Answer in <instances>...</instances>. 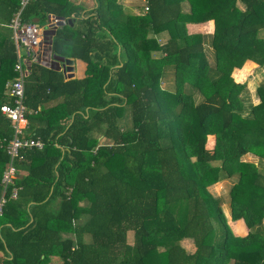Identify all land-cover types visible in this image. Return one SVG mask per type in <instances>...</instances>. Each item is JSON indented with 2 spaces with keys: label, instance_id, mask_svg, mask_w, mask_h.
<instances>
[{
  "label": "trees",
  "instance_id": "trees-1",
  "mask_svg": "<svg viewBox=\"0 0 264 264\" xmlns=\"http://www.w3.org/2000/svg\"><path fill=\"white\" fill-rule=\"evenodd\" d=\"M144 1L141 15L117 0H96L84 13L70 0L24 8L23 22L65 18L52 53L86 68L82 78H67L28 66L24 136L44 146L14 160L0 264H52L53 256L60 264H264V80L254 103L231 77L246 60L264 65V0H186L187 12L184 0ZM17 8L18 0H0V105L12 102L4 93L16 77L7 24ZM208 20L209 41L187 33L186 23ZM169 71L173 91L162 86ZM12 132L0 112V180ZM250 153L257 163L242 159ZM224 179L232 181L231 220H244L245 236L233 233L222 199L209 190ZM240 223H232L236 232Z\"/></svg>",
  "mask_w": 264,
  "mask_h": 264
},
{
  "label": "built area",
  "instance_id": "built-area-1",
  "mask_svg": "<svg viewBox=\"0 0 264 264\" xmlns=\"http://www.w3.org/2000/svg\"><path fill=\"white\" fill-rule=\"evenodd\" d=\"M32 0H18V8L14 12L7 26L12 30V39L15 44L16 62L14 71L16 77L6 84L5 94L11 97V103H2L0 112L7 117L11 123L13 132L11 138L6 143V151L10 156V161L5 166L0 184L2 191L0 195V216L3 213V206L6 203V191L10 185L14 184L17 169L14 160L20 157V151L30 148L41 149L44 142L40 138L26 137L24 132L27 126L25 96V77L28 72V63L42 62L48 45L46 41V29L58 28L57 23L60 17L49 14L48 22L42 27L35 21L23 22L21 14L24 8ZM24 51V52H23ZM19 188L14 186L10 197L16 198Z\"/></svg>",
  "mask_w": 264,
  "mask_h": 264
},
{
  "label": "crops",
  "instance_id": "crops-1",
  "mask_svg": "<svg viewBox=\"0 0 264 264\" xmlns=\"http://www.w3.org/2000/svg\"><path fill=\"white\" fill-rule=\"evenodd\" d=\"M70 1L73 4H75L76 6L80 7L81 13H84L85 11H87L88 9H91L92 7H94L96 5V0H70ZM117 2L123 6L124 11L127 13L141 15V14H144L148 10V7L145 4L144 0H117ZM237 5L240 8H242V6L240 5L239 2L237 3ZM182 9L185 12H187L189 10V5H188V2L186 0L182 1ZM47 19H48V17H47ZM213 23H214L213 20H208V21L199 22V23H186V30H187L188 34L199 33V34H203V35H205V34L210 35V34H213V31H214V24ZM260 32H262L263 35H261ZM260 32H259L260 36L264 37V29L261 30ZM167 39H168V34L166 32H162L160 35H158V40L160 42H165ZM51 47H52V45H51ZM45 56H46V53H45ZM70 59H72V58H70ZM72 60H73V71H72L73 77L82 78L85 75L86 63L80 59H72ZM32 63H34V62H32ZM37 63L42 64V62H37ZM30 64L31 63H28L27 65L29 66ZM245 64H248V66H251V68L252 67H261V65H258L257 63H255L254 61H251V60H246ZM59 70L62 71L67 78H69L67 76V73L64 72L61 68ZM241 83H245L247 86V82H243V80H242ZM24 86H25V82H24ZM247 89L249 91L250 96L252 97L251 98L252 101L254 103H257L258 97L253 98V96L251 94V90L248 86H247ZM11 101H12V99H11ZM236 222H241L239 224V231L240 232H236L235 230H233V228L231 226L232 223H236ZM228 223H229V225H230V227H231V229L235 235L245 236L248 233V228H247L243 219H237V220H231L230 219V222H228ZM181 243L188 251H192V252L194 251V245L190 239H183L181 241ZM2 256H3V253L0 251V261L2 259ZM51 260H52V264H60V262H59L60 260H59L58 256L51 257Z\"/></svg>",
  "mask_w": 264,
  "mask_h": 264
},
{
  "label": "rangeland",
  "instance_id": "rangeland-1",
  "mask_svg": "<svg viewBox=\"0 0 264 264\" xmlns=\"http://www.w3.org/2000/svg\"><path fill=\"white\" fill-rule=\"evenodd\" d=\"M47 22H48V19L43 20V21H39L38 24H40L42 27H45ZM262 32H260L261 35H263ZM210 35L209 34L204 35V36H206V38H205L206 41H209ZM261 37H263V36H261ZM206 52H207L208 59L210 60L211 63H213L212 50H211V48H209V46H206ZM156 55H157V53H156ZM244 65H245V63L243 64V66ZM242 67L234 68L231 72V77L233 78V80L235 82L241 83L242 80H243V82H247V86L250 88L253 98H256L257 97L256 89L259 86V84L264 80V65L261 67H252L251 69H249L244 74H243V72H241V74H239L240 76H238V78H236L235 75L238 74L239 71H241ZM162 86L166 89H169L172 91L174 90L175 81H174V74L172 71H169L167 73L166 77H164L163 82H162ZM195 99L198 101L201 99V96L199 94L195 93ZM122 122H124V121L121 120L120 124ZM128 123H129V121H128ZM122 125H123V123H122ZM100 139L102 141L101 137H100ZM210 144H212V143L210 142ZM242 159H244L245 161L257 163V157H255L251 153L246 154ZM231 184H232L231 180L224 179V180H221V181L209 186V190L211 191V193H213L215 196H219L222 199V208H223L225 216L227 217L228 222H230V219H231V217H230V206H229V196H228V192H229V188H230ZM263 221H264V219H263ZM232 228H233V226H232ZM233 230H234V228H233ZM128 235H129L128 240L131 241L132 232H130Z\"/></svg>",
  "mask_w": 264,
  "mask_h": 264
},
{
  "label": "water",
  "instance_id": "water-1",
  "mask_svg": "<svg viewBox=\"0 0 264 264\" xmlns=\"http://www.w3.org/2000/svg\"><path fill=\"white\" fill-rule=\"evenodd\" d=\"M67 23V20H65L63 17H60L59 22L57 23V26H63ZM46 41H47V52L46 56L42 59V64L45 66H48L50 68H54L56 70H59L60 68L66 72L68 70L69 72L67 73V76L69 78L73 77L72 71H73V60L70 58H65L63 56H58L52 53V37L55 33V29H46Z\"/></svg>",
  "mask_w": 264,
  "mask_h": 264
}]
</instances>
